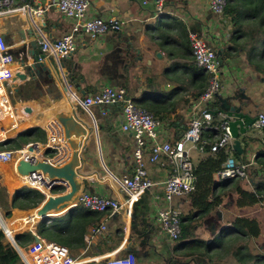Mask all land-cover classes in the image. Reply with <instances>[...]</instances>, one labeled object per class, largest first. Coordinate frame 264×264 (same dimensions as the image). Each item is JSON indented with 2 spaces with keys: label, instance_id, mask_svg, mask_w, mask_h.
<instances>
[{
  "label": "crops",
  "instance_id": "1",
  "mask_svg": "<svg viewBox=\"0 0 264 264\" xmlns=\"http://www.w3.org/2000/svg\"><path fill=\"white\" fill-rule=\"evenodd\" d=\"M88 1L90 18H115L122 23V29L119 32H109L97 40L86 38L79 44L74 62L78 64L77 72L82 76V82L71 83L69 87L67 85L68 91L58 80L47 59L46 62L51 66L56 79V87L48 86L45 80L39 81L38 85L35 82L24 83L19 80L7 84V92H13L10 95L14 100L13 105L10 96L8 100L14 111L0 123V133H5V137L0 136V142L14 139L21 132L33 128L43 129L47 142L60 126L56 116H72L74 109H77L79 125L74 127L71 140L80 155L77 170L80 196L95 194L117 200L122 206L117 212L110 209L100 213V218L89 224L81 247H77L79 244H74L73 250L67 247L72 257L84 264H103L112 256L121 257L132 251L136 255L137 264H256L254 257L264 258V252H258L255 248L263 235L259 214L264 201L254 207L239 208L236 185L240 184L245 191L264 196V171L258 162L250 168L248 179H231L234 181L226 186L225 197L217 211L198 223L196 231L201 240L208 243L214 240L219 242L224 237L222 230L235 218L256 219L261 226V236L246 237L240 241L242 244L236 243H240L238 246L243 249L246 248L242 261L233 257L234 249L230 248L228 240L212 252L211 260L199 256L183 258L181 252L174 251L175 242L171 241L157 220L160 205L156 195L163 197V183L174 173L168 158L164 156L157 163L147 161L149 177L157 185L134 203L129 214L127 192L121 181L135 171V144L133 136L124 133L120 128L122 107L113 106L112 112L105 114L103 106L85 110L78 99V96L84 100L97 95L107 87L126 88L137 106L138 101L143 100H147L149 104H163L165 109L160 112V133L163 141L175 142L182 139L188 131L190 120L198 115L197 103L203 95L194 97L197 83L195 74L201 69L195 64L190 50H187L188 46L192 51L191 35L196 34L217 52L221 62L222 87L210 105L214 123H220L223 118L220 113L225 110L224 101L237 107L239 112L257 117L264 113V77L250 66L248 53L264 52V27L258 23L259 19L254 20L251 16L250 11L253 8L249 4L233 2L231 14L225 12L223 16H218L211 11L210 0H166L163 12L157 11L158 0ZM37 2H43L45 6L40 10L47 14V31L40 29L43 18L36 25L32 22L31 10H17L0 19L10 50L17 52L25 44L26 54L31 43H36L40 34L44 41L56 43L71 30L72 22L60 13L57 0ZM32 27L37 33L35 37L28 34ZM29 63L32 64L31 59ZM13 68L15 73L23 70L17 58ZM83 91L84 95L81 93ZM74 101L78 104L75 105ZM26 109L32 111L27 113ZM85 124L93 129L88 141L86 136H76L83 129H87ZM208 130L210 129H204L203 137ZM214 131L218 134L215 140L210 141L203 137L202 140L209 145L217 143L222 131ZM240 140L243 154L236 153L233 148L226 150L229 157L237 162H251L264 151V135L254 126L248 129L246 135H241ZM58 144L62 150L44 148L41 150L42 158H49L55 164L69 163L75 150L67 139L65 142L59 140ZM187 146L186 152L192 161V151L197 156V163L193 162L195 167L214 155L209 148L201 151L192 144ZM148 156L149 150L146 151V160ZM18 161L17 153H11L8 160L0 161V187L6 186L10 197L24 185L23 176L16 171ZM214 181L218 185L227 182L220 180L217 174ZM57 190L64 191L63 188ZM69 191L70 189L55 195ZM220 191L222 189L218 188L216 194ZM44 194L47 198L50 196L48 193ZM80 196L64 211L52 214L47 221L53 219L68 223L73 217L89 212L90 209L81 205ZM171 206L180 212L181 218L183 215H190L193 209L189 195L176 197ZM36 210L38 209L13 210L11 217H5L0 211L13 235L31 231L33 236H38L37 227L43 220L36 217ZM218 211L221 212L220 217L216 214ZM208 219H211L209 223H204ZM212 223L221 225L214 237L208 230ZM103 224L106 230L102 234L92 232L93 228ZM232 236L233 232L226 235Z\"/></svg>",
  "mask_w": 264,
  "mask_h": 264
},
{
  "label": "built area",
  "instance_id": "2",
  "mask_svg": "<svg viewBox=\"0 0 264 264\" xmlns=\"http://www.w3.org/2000/svg\"><path fill=\"white\" fill-rule=\"evenodd\" d=\"M165 1H157L158 12L164 11ZM228 2L229 0H210L209 7L214 14L223 16ZM57 7L65 18L71 20L72 28L56 43L43 42L42 52L48 57H54L56 61H60V59L67 57L71 53H76L79 44L86 38L97 40L109 32H116L122 29V23L115 18L110 20L99 17L90 18L88 16L90 7L88 0H57ZM17 10L28 11L31 8L25 0H21L18 5H16L14 0H0V19L4 16L12 15ZM191 44L196 65L209 75V86L198 99V115L196 114L192 117L188 131L182 139L175 142L163 141L160 133L162 121L137 106L126 88L107 87L97 95L79 100L80 105L85 110H90L94 106L123 105L120 128L124 133H129L133 136L135 144L133 151L135 171L132 175L125 176L121 181L122 187L127 192L126 203L130 207L129 214H131V208L134 203L144 193L157 185L149 177L147 161L157 163L164 156L168 158L174 168V173L163 183V197L156 195V200L159 203L158 205H160L157 220L172 242L179 240L182 235V219L180 212L174 210L171 204L176 197L190 195L197 187L196 167L186 152L187 144H192L201 151L209 148L211 153H216L221 150L232 149L234 141L227 122L216 126L214 115L210 109V105L219 95L222 87L220 80L221 62L217 52L196 34L191 35ZM14 62L15 58L10 53V47L4 40L0 24V123L14 111L8 100L13 92H7L6 90L7 84L14 82L16 74L13 68ZM257 117L254 127L264 135V113L259 114ZM204 129L222 131L217 143L209 145L202 140ZM53 133L55 134L44 144L31 143L21 150L0 152V161H6L10 158L11 153H17L19 161L24 160L33 165L36 164L43 159L42 149L62 150L58 142L59 140L66 141L63 129L59 126ZM147 150H149L148 160L145 158ZM256 162L257 158L248 163H240L229 157L222 170L217 173V176L222 181L231 179L246 180L249 177L250 168L256 166ZM260 168L264 171V164L260 165ZM23 178L25 183L22 187L27 186L49 195H55L56 192L64 193L65 190L70 189L67 182L50 179L40 171L23 176ZM60 188H63L64 191H57ZM80 200L82 206L99 212L110 209L117 212L122 206L117 200L95 194H83L80 196ZM9 228L0 212V229L16 246L25 264H84L83 261L72 257L67 247L46 241L41 237L40 242H33L27 249H21L16 243V237L10 232ZM105 230L106 226L103 224L100 227L93 228L92 232L99 235ZM103 264H137V259L134 252L129 251L125 256H112Z\"/></svg>",
  "mask_w": 264,
  "mask_h": 264
},
{
  "label": "trees",
  "instance_id": "3",
  "mask_svg": "<svg viewBox=\"0 0 264 264\" xmlns=\"http://www.w3.org/2000/svg\"><path fill=\"white\" fill-rule=\"evenodd\" d=\"M229 1L230 2H228V6L225 11L226 14L232 13L231 5L233 2H237L240 5H242V3L249 4L250 7L253 8V11H250L251 16L254 20L259 19L258 23L264 27V0H262L261 3L260 0ZM187 50H190L191 55L193 56L191 47L187 46ZM248 61L250 66L258 73H261L264 77V52H260L259 54L248 53ZM195 78L197 83L196 90L194 91L196 94L194 97L198 98L209 86V75L201 69L200 72L195 74ZM137 104L140 108L148 111L161 120L160 112L165 109L162 103L149 104L147 103V100H143L138 101ZM216 124L219 125L220 123L215 122V125ZM217 135L216 131L208 130L204 133L203 138L212 141L218 137ZM45 141L46 133L44 130L41 128H33L21 132L14 139L0 142V152L21 150L24 146L30 143H44ZM228 158L229 153L226 150H221L202 161L196 167L197 187L196 190L189 195L193 209L190 215L182 216V235L180 239L175 242L174 246V251L181 252V256L183 258L199 256L201 258L205 259L206 257L211 260L212 252L216 251V249L220 247L224 241L228 240L231 244L230 248L234 249L233 257L242 261L241 259L246 253V248L243 249L242 246H238V244L241 243L240 241L246 237L259 238L261 236L260 223L256 219L248 217H237L231 221V223L222 230L224 237L219 242L214 240V242L208 243L207 241L201 240L196 235L198 223H200L208 215L217 211L219 205L223 202L225 197L224 194L226 186L234 181L227 180V182L221 185L215 184L214 181L215 175L222 170ZM257 162L260 165L264 164V151L257 155ZM239 185H236V192L239 197L237 206L239 208L243 209L254 207L264 201L263 195L245 191ZM218 188H221L222 191L216 194ZM46 199L47 197L44 193L27 186L18 189L11 197L6 186L0 187V209L5 214V217H11L13 210L30 211L39 209L44 204ZM105 212L107 211L99 212L90 210L87 213L79 214L75 218L73 217L68 223H61L58 220L53 221V219L51 221L48 220V222H50L49 224L48 222L39 224L37 227V234L46 241L57 243L73 250L74 244H79L77 247H81V243L84 241V235L89 224L100 218V213ZM230 232H233L234 236L226 237V235ZM34 238L35 237L31 231H25L17 235L15 240L18 247L25 250L34 242ZM237 242L240 243L236 244ZM254 260H256V264H264V258L262 257H254ZM0 264H25L16 246H14L13 243L5 236L1 229Z\"/></svg>",
  "mask_w": 264,
  "mask_h": 264
},
{
  "label": "water",
  "instance_id": "4",
  "mask_svg": "<svg viewBox=\"0 0 264 264\" xmlns=\"http://www.w3.org/2000/svg\"><path fill=\"white\" fill-rule=\"evenodd\" d=\"M27 1L31 8L30 19L36 25L37 21L43 18V23L40 25V29L41 31H43L44 28L45 31H47V23L45 22L47 14L45 11L40 10L41 8L45 7L43 2H37V0ZM15 3L16 5L20 4L18 0H15ZM33 28L34 27H32L28 32L31 37H35L37 34ZM40 35L37 36V42L31 43V47L27 49V55L25 54V48H27L25 44H23L22 48L17 52H15L14 50H10V53L19 60L20 66L23 68L22 71L16 72L14 80H19L24 83L27 81L35 82L36 85H38L39 81L45 80L47 81L48 86L56 87V79L53 77L51 69L52 66L58 77V80L61 83H64V87L67 91V85L70 86L71 83L76 84V82L78 81L82 82V76L79 75L77 72L78 64L74 62V56L76 53H71L67 57L60 59V61H56L54 57H48L42 52L44 40L42 35ZM4 40L8 45L9 42L7 36H4ZM22 54L23 56H21ZM30 59L32 60V64L29 63ZM46 59L48 60L51 66L47 64ZM81 93L84 95L85 91ZM78 99L81 100L79 96ZM74 102L75 105L78 104V102ZM113 106H121L123 108L122 104L103 105V112L105 114L112 112ZM224 107L225 110L220 113L223 116L220 123L227 122L231 132V136L234 139L232 148L236 153L243 154L244 149L242 147L240 136L247 134L248 129L252 128L255 125L258 117H254L247 113L239 112L238 108L230 105L228 101H224ZM31 111V109H26L27 113H30ZM56 118L59 125L64 131L65 138L75 150L72 160L66 164H55L48 158H43L34 165L24 160H20L18 162V165L16 166V171L21 176H27L31 173L40 171L44 175H47L50 179L67 182L70 186L69 192L61 195H50L46 199L44 204L38 210H36V217L40 218V220H43L41 223L48 222L47 219L51 217L52 214H57L67 209L68 206L73 203L76 197L80 196L81 193L80 183L77 180V170L79 168L78 166L80 155L77 151L76 146L71 140L72 135H74V127L76 125H79L77 122L80 119L78 117V111L75 108L72 116L60 114L57 115ZM85 126L87 127V129H83L82 132L80 134H76V136H86V140L88 141L93 129L88 124H85ZM216 214L219 217L221 216V212L219 211ZM210 220L211 219L205 220L204 223L208 224ZM220 228V224L212 223L209 226L208 230L211 233L212 237H214L217 234L218 229ZM34 237V242H40L41 238L39 236Z\"/></svg>",
  "mask_w": 264,
  "mask_h": 264
},
{
  "label": "rangeland",
  "instance_id": "5",
  "mask_svg": "<svg viewBox=\"0 0 264 264\" xmlns=\"http://www.w3.org/2000/svg\"><path fill=\"white\" fill-rule=\"evenodd\" d=\"M62 85L64 86V83H62ZM67 87H69V86H67ZM10 102H11V104L13 105V103H14V100H13V98H12V96H10ZM188 146H190V145H188ZM187 146V147H188ZM192 156H193V162L194 163H197V156H196V154H195V152L194 151H192ZM22 188V187H21ZM261 209L263 210V212H262V210H261V212H260V216H259V220H260V222H261V225H262V229H263V235H262V238H261V240H260V242L259 243H257V245H256V249H257V251L258 252H264V206L263 207H261ZM1 210V209H0ZM1 212V211H0ZM14 236L16 237V235L14 234ZM259 248H261V251L259 250ZM234 261V260H233Z\"/></svg>",
  "mask_w": 264,
  "mask_h": 264
},
{
  "label": "bare ground",
  "instance_id": "6",
  "mask_svg": "<svg viewBox=\"0 0 264 264\" xmlns=\"http://www.w3.org/2000/svg\"><path fill=\"white\" fill-rule=\"evenodd\" d=\"M0 136L5 137V133H0ZM25 183V181L23 180V184Z\"/></svg>",
  "mask_w": 264,
  "mask_h": 264
}]
</instances>
